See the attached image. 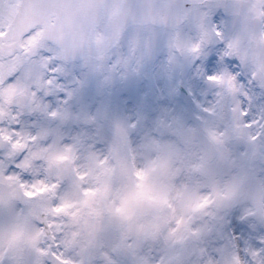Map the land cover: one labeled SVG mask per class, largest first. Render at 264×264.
<instances>
[{
	"label": "clouds",
	"instance_id": "1",
	"mask_svg": "<svg viewBox=\"0 0 264 264\" xmlns=\"http://www.w3.org/2000/svg\"><path fill=\"white\" fill-rule=\"evenodd\" d=\"M0 264H264V0H0Z\"/></svg>",
	"mask_w": 264,
	"mask_h": 264
}]
</instances>
